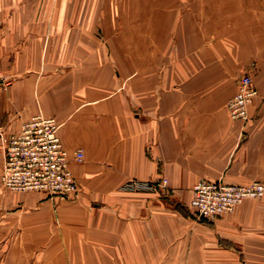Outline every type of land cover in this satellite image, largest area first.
<instances>
[{
    "label": "crops",
    "instance_id": "1",
    "mask_svg": "<svg viewBox=\"0 0 264 264\" xmlns=\"http://www.w3.org/2000/svg\"><path fill=\"white\" fill-rule=\"evenodd\" d=\"M238 8L229 27L194 0H0L14 58L0 134L54 118L63 148L83 154L70 162L77 200L93 206L0 183V264H264V197L212 221L188 210L199 181L264 184V0ZM248 72L257 94L232 119L228 100ZM164 179V189L124 190ZM86 213L100 217L94 230L72 223Z\"/></svg>",
    "mask_w": 264,
    "mask_h": 264
},
{
    "label": "built area",
    "instance_id": "2",
    "mask_svg": "<svg viewBox=\"0 0 264 264\" xmlns=\"http://www.w3.org/2000/svg\"><path fill=\"white\" fill-rule=\"evenodd\" d=\"M256 94L251 79L242 77L226 106L230 117L245 119L247 108ZM58 129L54 118L37 114L24 122L18 132L0 134L3 146L2 187L19 192H42L49 196L69 197L76 193L70 162L71 159L81 162L83 154L75 151L71 156L62 146ZM166 185L165 179L158 184L132 180L124 190L154 191L164 189ZM263 196L264 184L258 181L247 185L226 184L220 180L199 181L192 188L188 206L197 221H212L232 213L244 200L261 199Z\"/></svg>",
    "mask_w": 264,
    "mask_h": 264
},
{
    "label": "rangeland",
    "instance_id": "3",
    "mask_svg": "<svg viewBox=\"0 0 264 264\" xmlns=\"http://www.w3.org/2000/svg\"><path fill=\"white\" fill-rule=\"evenodd\" d=\"M180 1H184L185 2L187 0H180ZM194 1H198L199 2V6H200L199 10H201V9H203L205 7H209V8L214 10L216 16H224V18L226 17V19L228 18L229 20H231V21H229L230 23L233 21L232 23L234 25H229V27L230 26L231 27H234V26L236 27L237 26L236 22L238 21L239 17L241 16V14L239 15L238 0H194ZM2 29H4V28L2 26H0V33L2 31H5V30H2ZM120 30H121V28H120ZM122 31H125V30H122ZM9 43L13 44V42H5V41H1L0 40V84L1 83H6V81L12 80V78H13V76L10 75L9 73H2V72H5L6 69L9 66L13 65V61H14L13 57H7L6 58L4 56L6 50L9 51L11 48H13V45L11 47L8 46ZM113 43H114L113 47H116V48H127L128 47V42L126 40H118V41L113 42ZM61 44H62L61 42H54V47H56V48L57 47H61ZM155 45L156 44L154 42H151V46H149L148 48H150V47L154 48ZM103 47H105V46H103ZM249 69H253V66L251 68H249ZM5 74H8L7 80L5 79V76H3ZM242 77H249L251 79L252 86L254 87V74L253 73H249L248 72V73L242 74L240 77H238V79L236 80V83H238V81ZM254 89H255V87H254ZM0 173H1V171H0ZM76 187H77L76 193L73 196H69V197L65 198V199L71 201V209L72 210L73 209H80V210H82V209H88V210L92 209L93 206L90 203L82 204L81 202H79L77 200V196H78V193H79V187H78L77 182H76ZM5 190L7 192H10V193H29V192L12 191V190H9V189H5ZM146 191L147 190L134 191V192H146ZM30 193H34V192H30ZM188 210H189V208H188ZM86 214H87L86 216H81V217L80 216L79 217L72 216L71 217L72 223L76 219L77 220L81 219L80 220L81 226H82V224H87L89 229L94 230L93 228H94V225H96V220L97 219L100 220V217L97 218L94 213H86ZM61 254H62V251L58 250L53 255H54V257H59V255H61ZM45 255H47V253H45V250H39L38 252L34 253L32 260H35V258L40 259L41 257H44ZM29 264H35V263H29Z\"/></svg>",
    "mask_w": 264,
    "mask_h": 264
}]
</instances>
